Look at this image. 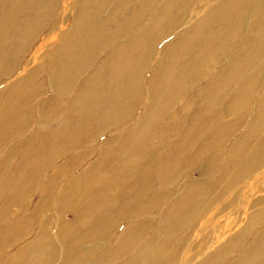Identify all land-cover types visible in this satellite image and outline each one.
<instances>
[{
  "label": "bare ground",
  "instance_id": "6f19581e",
  "mask_svg": "<svg viewBox=\"0 0 264 264\" xmlns=\"http://www.w3.org/2000/svg\"><path fill=\"white\" fill-rule=\"evenodd\" d=\"M87 2L77 0L74 32L77 44H83L77 53L81 55L85 52L84 60L93 64L97 51L109 43L101 40L102 23H93L94 16L85 8ZM160 2L143 0L140 8L130 13L127 19V25L135 28L138 21L145 23L147 17L143 13L155 7L154 20L149 27L154 28L156 33V28L167 17L166 31H178L182 35L167 40L162 47L161 59L154 61L152 69L148 71L150 74H147H153V78L150 76L149 80H142L143 98L135 97L141 92L138 75L146 72V62L153 56V44L155 48L159 44L158 39L152 40L154 29L133 36L122 46L117 43L113 52L106 55L102 63L106 71V86H101L103 79L96 72L89 75L83 84L77 81L78 85L81 84L77 95L73 100L67 98L66 103L58 105L68 107L64 115V129L53 132L59 140L48 137L51 144L75 141L90 144L112 124L135 127L129 135H113L104 139L103 144L107 142L103 146L104 151L99 153L98 160L84 174L86 180L113 173L120 163L132 159L138 152L142 165L136 172V181H127L123 192L114 195L112 200L115 203L113 210L119 214L94 219L95 209L92 206L82 207L83 203L86 205L85 200L90 203L96 201L88 200L84 191L79 190L85 185L82 175L66 185L54 214L60 227L57 241L62 249H53L44 244L49 243L47 239L51 227L45 206L51 201L47 195L45 205L42 201L37 202V208L28 221L29 228L38 221L44 223V227L28 248L15 254L19 255L18 263L13 264H26L36 256L40 258L34 264H71L75 253L68 255L69 248L77 240L88 238L93 233L97 234L98 240L116 238V242L104 255L94 254L101 255L94 259H91L94 255L90 256L88 262L93 261L87 264H104L106 260L112 264L124 261H127L125 264H181L186 252L185 264H264V197L254 192L256 184L264 186V178L256 177L248 182L264 166V87L259 85L260 77L264 75V66L260 67L264 64V0ZM121 5L128 10L130 0H121ZM195 8L205 13L187 28L188 23L182 21L181 17L186 14L185 10L189 13ZM177 10L181 14L176 21H172ZM114 18L113 10L109 19ZM6 19H10V16L2 18L4 22L0 27V139L4 143L9 139V135L4 138L3 133L8 126L25 130L33 124L30 121L32 108L36 111L32 112L35 122L44 110L51 111V114L40 118L39 126L55 119L52 101L57 100L72 82V76H65L63 72L73 64L70 60L73 53L65 56L66 51H62L57 55L60 61L57 68L45 76L46 85L42 91L45 99L37 103L19 99V94H23L22 88L35 80L39 73L37 66L30 64L31 59L24 44L43 21L34 26L25 24L15 31V36ZM88 20L91 21L88 23ZM215 27L220 32L215 37H209L208 33ZM226 40L228 43H225ZM139 49L143 52L140 58L134 53ZM217 51L218 55H225L228 62L202 68L203 63L208 62ZM214 74H219V83L206 84L194 95H190V90L185 91L182 100L175 106L173 96L184 91L179 89L184 87L185 78L191 77L194 78L192 82H201ZM229 85L234 90L236 88L233 96L223 91ZM48 90L52 92L50 98ZM225 96H230L227 102ZM248 99V108L245 109ZM97 100L100 101L95 103ZM125 102L131 104L133 110L128 109ZM24 103L26 108H23ZM138 106L139 111H134ZM92 109L98 110L95 120ZM189 111L193 112L192 117L183 119L182 115H187ZM247 117L251 119L247 121ZM83 120L91 128L84 132L85 136L74 139L75 131L83 127ZM153 126H158L162 131L169 129L172 136L156 138L157 129L152 130ZM207 131V136L203 138ZM36 132L33 130L23 137L22 144L30 145L32 153L27 155L25 152L16 159L13 174L9 175L10 153L5 152L0 160V194L4 195L0 199L2 239L10 232L11 211L21 207L19 211L22 214L26 207L25 198H21L22 194L25 195L26 174L30 178L39 167L34 163L33 156L38 153L36 144L44 139ZM121 137L125 139L123 146L114 149V144ZM250 139L253 140L251 143ZM144 147H147V152ZM57 150L58 144L49 149L53 153ZM84 158H76L75 161ZM64 167L67 169L68 165ZM192 167L201 174L200 179L197 182H179L183 173L192 171ZM66 169L60 172L53 169L57 171L52 174L51 184L61 178ZM113 185L118 186L119 183ZM5 197L12 198V201L5 202ZM160 205L166 209L160 220L154 223L146 219L149 212L157 211ZM248 207L250 212H247ZM202 213L201 218L199 215ZM120 214L122 217H119ZM65 215H68V219ZM89 215L92 226L82 228L83 220ZM133 219L140 222L134 223ZM126 221L131 223L123 226ZM193 221H198V225L189 224ZM203 221L207 224H203ZM3 222L9 225L5 226ZM102 223L104 225L101 227ZM78 227L83 230L81 233L77 231L78 236H75L73 231ZM184 227L191 228L189 237H182ZM70 232L72 234L68 236ZM197 236L201 237L197 243L188 244L190 239ZM9 238L15 242L19 235ZM83 253L90 255L85 251Z\"/></svg>",
  "mask_w": 264,
  "mask_h": 264
},
{
  "label": "rangeland",
  "instance_id": "374dc122",
  "mask_svg": "<svg viewBox=\"0 0 264 264\" xmlns=\"http://www.w3.org/2000/svg\"><path fill=\"white\" fill-rule=\"evenodd\" d=\"M164 0H161L163 3ZM189 1V0H188ZM192 1V0H190ZM204 2V0H201ZM143 2V0H130V7L128 10L123 9L121 5V0H111L110 2L108 0H88V2L85 5L86 10L90 15H93L95 18L93 23H102V29L103 32L100 36L101 40L107 41L109 44L104 46L101 51L98 50L96 53V57L94 59L93 64H88L85 60V52L81 55L78 54V51L81 45L77 44V36L74 32V25L75 17H76V6H77V0H0V27H2L3 24H1L2 18H5L7 16H10V19H6L5 22L7 25L9 24L12 28V32L15 36L17 34L15 31L21 29L25 26V24L30 25L37 24L40 21H43L39 23L37 32L31 35L30 39L24 44V48L27 51V56L30 57V64L37 66L38 68V76L35 80L31 81L30 83H26L24 88H22L23 94H19V99H27V101H33L34 103L39 102L40 100L45 99V96L43 95L44 86L45 84V76L47 73L53 72L57 66L59 65V57L57 56L62 51H66L65 56L68 53H73L70 60L73 61V64L70 65L69 70L66 72H63L65 76L71 75L72 76V82L70 85L64 89V92H61L60 97H58L57 100L52 101V106L54 111L53 114L55 116V119L45 124L44 126L38 125L40 122V118L45 116L46 114H51V111L44 110L40 117L35 122V119L32 115L33 113H36L35 109H31V122L33 124L29 126L28 128L21 129V128H15L12 125L8 126L4 131V138L6 135H9V139L6 143L3 142V140L0 139V160L4 158V153L9 152L10 156L12 157L11 163L9 166V175L13 174L16 169V159H19L21 155H23L25 152L28 154L32 153V147L30 145H24V141L22 140L23 137H25L29 132L31 131H37L41 138L44 140L39 141V144H36V149H38V153L33 156L35 158L34 163L37 164L39 167L33 172V174L30 176L26 174L27 182H25L26 189L23 190L25 192V195L22 194L21 198H25L26 207L21 212L19 211L22 209L21 207L14 208L11 213L13 215V219L9 221L8 224L3 222V225H9L10 232L8 234H5L6 238H0V264H13L14 262L18 263V257L19 255H15L19 252V250H23L24 248H28L30 244L33 242L35 236L40 233L42 228L44 227V223L41 221H38L34 225H32L31 228L30 224H28V221L32 218L34 211L37 208V205L42 201L43 205H45L47 195L49 196L50 203L46 206V212L47 215L50 217V224L51 227H49V243H44L46 246H51L53 249L61 250L62 246L60 245L59 241H57V234L60 231V227L58 225V219L54 218V214L57 212V205L63 195V191L66 187V185L70 182H73L74 180L78 179L80 176H82V181L85 183L80 191H84L85 197L88 200H96L94 202H89L85 200L86 206H92L95 209V218L99 219L100 217L105 216H112L116 217L119 213H115L113 210L114 206V195L120 194L123 192L124 185L127 181H136V172L138 170V167L142 165V160L140 159V156L138 155V152L133 155L132 159H128L123 163H120L117 168L113 171V173H105L103 175H100L98 178L92 176L91 178L84 179L86 175V170L95 164V162L98 160V155L103 150V146L106 145L107 142L103 144V140L107 137H111L113 135H125V134H131L133 133V130L135 127L132 126H120V125H114L112 124L105 132H102L100 135H98L92 143L86 144L85 142L82 144V142H68V143H58L55 142L54 144L49 143L48 137L52 136L55 140H59L58 135L56 133H53L57 130L64 129L65 120L64 115L68 110V107H63L61 105L58 107L60 103L64 104L66 103V99L70 98L73 100L74 96L77 95L78 89L81 87V84L78 85L77 81L80 80V82L83 84V82L86 81L87 77L91 75L92 73H99L102 77V84L101 86H106L105 80H104V74L106 73L104 69V65L102 63L105 61V57L107 54L113 52V49L117 43H121V46L126 44L128 41L132 39L133 36L138 35L141 32H145L150 28L149 26L152 24L155 14L156 8L153 7L152 9H147L148 11H145L143 13L144 17H147L145 20V23L142 24L141 21H138L135 25V28H131V26L127 25V19L131 16L130 13L138 10L140 8V4ZM160 2V3H161ZM191 3V2H189ZM201 3V2H199ZM210 3V1L208 2ZM16 5V6H15ZM4 7V9H3ZM114 10L115 18L113 20H110L111 12ZM186 14H183V17H181V20L184 22H187V28L194 25V23L202 18L204 15V11H198V8H195V11L192 9L189 13L188 10H185ZM14 14V15H13ZM181 14V11L177 10L174 15L172 16V21H176ZM42 17H45L41 19ZM167 17L162 21L159 28H156L153 30V33L151 36L154 35L152 38L153 42L154 39L159 40L158 46L155 48V44H153L152 52L153 56L146 62V72L139 74L138 78L141 80V92L135 95V97L143 98L142 89L144 88L142 86V80H149L150 78H153V74H150L148 71L152 69L154 61H158L162 57L163 49L162 47L165 46L166 41L173 40L175 38H178L182 35L179 34L178 31L175 32H167L165 28ZM91 20H88V23ZM19 22V24H18ZM16 24L15 26H13ZM115 26V27H114ZM209 31V30H208ZM226 31V30H225ZM220 32L218 29L211 28L210 33H208L209 37H215L217 36V33ZM167 33H170L171 35H167ZM19 34V33H18ZM262 38V37H261ZM161 40H163L161 42ZM115 41V43L113 42ZM225 43H228V40L225 41ZM71 45V46H69ZM201 45V47H203ZM227 46V44L225 45ZM134 53L137 57L140 56V53H143L139 50H134ZM76 54V55H75ZM219 51L216 52V54L213 56H210L211 58L208 60V62L203 63L202 68H212V66L217 65L218 63L225 64L228 62L227 58H224L225 55H218ZM79 55V56H78ZM141 57V56H140ZM139 57V58H140ZM228 57V56H226ZM224 58V59H223ZM187 59H185L186 61ZM34 62V63H33ZM264 66V64L260 65V67ZM156 66L154 67V69ZM120 69V67H119ZM68 72V73H67ZM205 73L202 74L204 76ZM151 76V77H150ZM150 77V78H149ZM261 80L259 81V85L264 87V75H261ZM192 79L194 78H185L183 81L184 87H180L179 90H184L182 93H176L175 96H173L175 106L182 100V94L190 90V95H194L197 91L202 89V87L206 84H213V83H219L220 76L219 74L210 75L208 78H204L203 81H195L192 82ZM71 85H76L72 87ZM101 86H99L101 88ZM49 87V86H48ZM99 88V89H100ZM226 93H230V95H235L236 88L234 90L232 85H229L226 87V90H223ZM72 92V93H71ZM71 93V94H70ZM125 95V94H124ZM30 97V98H29ZM52 97V92L48 90V98ZM230 98V96H225V102ZM26 101V103H27ZM100 100H97L95 103H98ZM250 99L246 101V108L249 103ZM129 102V101H128ZM220 102V101H219ZM26 103L23 104V108H26ZM125 105L130 108H132L131 104H128L125 102ZM222 105V103H221ZM195 109V107H193ZM133 110V108L131 109ZM134 111H139V106ZM98 110L92 109V118L95 120L98 116ZM193 115L192 111H189L187 115H182V118H191ZM21 119V117H20ZM251 117H247V121H249ZM170 120V118H168ZM170 122V121H167ZM41 123V122H40ZM83 127L81 129H77L75 132V135L73 138L76 139L81 136H85V133L88 131L91 126L87 124L83 120L82 122ZM185 126V125H184ZM184 126H182V130H184ZM132 127V128H131ZM158 126H153L152 130H156V138L162 136H168L171 137L172 133L171 131L165 130L162 131ZM36 132V133H37ZM85 132V133H84ZM162 132V134H161ZM209 131L206 132V135L203 137L205 138L207 136ZM253 140L250 139L249 143H251ZM125 142L124 137H121L116 144H114V149H118L121 146H123ZM157 143V142H156ZM58 144V150L55 151V153L50 152L49 149L52 145ZM148 146V145H146ZM145 152H147V147H144ZM35 153V151H34ZM83 160H77L76 158H83ZM32 158V159H33ZM65 165H68V168L64 167ZM53 169L60 170L66 169L63 173V176L61 178H58L54 184H51L52 180V174L57 171ZM53 170V171H52ZM263 174V176H261ZM5 177H8L7 175ZM201 177V174L193 169L192 171H188L183 173L182 177L179 179V182L186 183V182H197ZM256 177L259 179L261 177L264 178V166L261 170H258L254 176H252V180H249L248 182L253 181ZM263 183H264V179ZM261 180V181H262ZM118 182V186H114L113 183ZM151 184V183H150ZM147 188H150L147 187ZM198 189V188H196ZM170 190V189H168ZM253 190V187H252ZM254 192L258 195H261L264 197V186L262 187L259 184L255 185ZM165 195V192H164ZM4 195L0 194V199H2ZM20 198V201H21ZM203 198V197H202ZM5 202L12 201V198L5 197ZM38 204L36 205V203ZM89 202V203H87ZM94 203V205L92 204ZM131 203V202H130ZM13 205V204H11ZM81 208V207H80ZM165 207L161 206L157 208V211L154 209L153 211L149 212L147 215V218L149 221H153L154 223H157L160 220V217L162 213L165 211ZM251 209L248 207L247 212H250ZM92 212V211H91ZM85 215V214H82ZM68 219V215H65ZM201 218L203 217V213L199 215ZM74 217V216H73ZM119 217H122L121 214ZM200 218V219H201ZM91 215L86 217L83 220L82 228H90L92 226V223L90 221ZM132 222L139 223L140 220L133 219ZM131 223V221H126L123 226H127ZM198 221L189 222L191 225H198ZM203 224H207L206 221H203ZM5 225V226H6ZM104 224L102 223L100 226L102 227ZM0 225V232H1ZM198 227V226H196ZM8 228V227H7ZM40 228V230H39ZM82 228L78 227L76 230L74 229L73 233L75 236H78V232H82ZM190 230L189 227H184L182 233V237H189L190 236ZM91 230H89L90 232ZM72 232V231H71ZM68 233V236H70L72 233ZM18 234L19 239L15 242H12L10 240V236ZM89 235V234H87ZM116 237V235H115ZM201 237L197 236L196 238L190 239L188 244L193 245V243H197ZM116 242V238H109L108 241L105 240H98L97 234L93 233L90 237L85 238L83 240H77L70 248L68 255L73 256L72 260H70L71 264H87L92 262H88L89 257L100 253L104 255L107 250H110L113 246V244ZM4 248V249H3ZM134 250V249H133ZM138 249H136L137 251ZM85 251L86 253H89L90 255H85L83 253ZM95 251L94 253H92ZM46 252V251H45ZM135 252V251H134ZM2 253V255H1ZM187 253V252H186ZM185 253V254H186ZM182 257L181 264H185L184 262V256ZM48 253L46 254V256ZM61 255V254H59ZM44 256V255H43ZM97 256L101 255H94L93 258H96ZM172 257V255L170 256ZM40 256L33 257L29 259V261L26 264H34ZM104 258V257H103ZM60 260V259H58ZM45 261V260H44ZM48 261V260H47ZM57 263V262H55ZM127 261L122 262L121 264H125ZM104 264H112L107 262Z\"/></svg>",
  "mask_w": 264,
  "mask_h": 264
}]
</instances>
